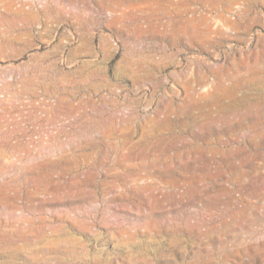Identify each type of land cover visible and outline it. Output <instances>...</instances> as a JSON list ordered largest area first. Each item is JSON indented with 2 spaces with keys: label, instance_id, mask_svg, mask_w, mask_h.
<instances>
[{
  "label": "rangeland",
  "instance_id": "374dc122",
  "mask_svg": "<svg viewBox=\"0 0 264 264\" xmlns=\"http://www.w3.org/2000/svg\"><path fill=\"white\" fill-rule=\"evenodd\" d=\"M0 264H264V0H0Z\"/></svg>",
  "mask_w": 264,
  "mask_h": 264
}]
</instances>
